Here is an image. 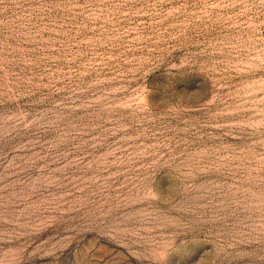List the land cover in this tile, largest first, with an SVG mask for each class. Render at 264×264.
Masks as SVG:
<instances>
[{"label":"rangeland","instance_id":"rangeland-1","mask_svg":"<svg viewBox=\"0 0 264 264\" xmlns=\"http://www.w3.org/2000/svg\"><path fill=\"white\" fill-rule=\"evenodd\" d=\"M0 264H264V0H0Z\"/></svg>","mask_w":264,"mask_h":264},{"label":"clouds","instance_id":"clouds-1","mask_svg":"<svg viewBox=\"0 0 264 264\" xmlns=\"http://www.w3.org/2000/svg\"><path fill=\"white\" fill-rule=\"evenodd\" d=\"M174 242H165L162 246L161 249L158 251V256L160 259H164L167 255V250L172 247V244Z\"/></svg>","mask_w":264,"mask_h":264}]
</instances>
